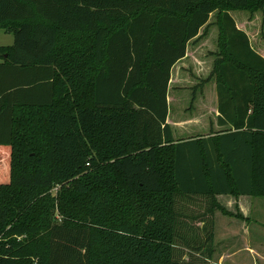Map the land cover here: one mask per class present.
I'll return each mask as SVG.
<instances>
[{"label": "trees", "instance_id": "1", "mask_svg": "<svg viewBox=\"0 0 264 264\" xmlns=\"http://www.w3.org/2000/svg\"><path fill=\"white\" fill-rule=\"evenodd\" d=\"M258 22L264 0H0V264H212L217 198H264ZM215 30L216 123L176 139L174 69Z\"/></svg>", "mask_w": 264, "mask_h": 264}, {"label": "rangeland", "instance_id": "2", "mask_svg": "<svg viewBox=\"0 0 264 264\" xmlns=\"http://www.w3.org/2000/svg\"><path fill=\"white\" fill-rule=\"evenodd\" d=\"M232 15L237 20L240 18H247V17L248 19L250 18V14L248 12H233ZM258 23L259 25L254 26V28H256V31L253 32L251 35L253 46L256 48H257V43L264 44V28L262 27V24L260 22ZM239 27L241 28V25H239ZM214 32L215 33L211 32L208 36H203L204 38H206V40L202 42L193 41L189 45L188 58L182 61L181 63H179L174 69L172 76V83H171L172 85L170 88V97L171 98L178 97L179 100H177L176 102H172L171 103L172 105L170 104L169 118L171 119L170 125L173 127V129H175L176 131L179 130L177 131V136H176L178 139L197 137L203 135V133L208 134L210 131L209 130L210 123L216 121L217 113L216 111L213 110V109H217V98H216L217 93H216L215 83L214 84L210 83L209 85L205 86L203 89L198 88L199 90L197 89L195 94L196 96H198V98H201L200 95H202V97H204V94L208 95V99L206 100L208 107L207 106L202 107V109L197 111V107L194 105L191 109L193 103L197 104V102L199 101L198 99H196L198 101L195 100L196 102H194L195 87H197L203 80L209 77L212 69L213 62L209 59L208 53L215 51L216 49L215 36L217 37V32L216 30ZM13 44H14V36L5 30H0V47L12 46ZM212 97L214 98V100L211 99ZM202 113L204 114L205 117H202V119L204 120H202L203 122L201 125L202 127L205 128H203L201 132L195 131L194 133L191 130L194 124L196 126V122H194V120L200 117ZM199 123L200 122L197 121V125ZM182 129H186L184 134L181 132ZM58 192H59V188H56L53 191V195L55 198L58 197ZM231 198H233V201L234 199H239L234 197ZM248 198L249 201L252 203L251 224L255 222L256 224L262 223L263 227L248 228L247 231L251 232L250 235L245 232L244 228H241V232H243L244 234L242 233L240 236H237L236 238L233 237L234 239L232 240L231 238H227L224 243L222 237H219V240L214 239V245L216 244L217 248H215V255L213 261H215L217 257H219V255H221L224 249L229 248L228 253H231L233 247L241 248L242 243H246V242H250V245L255 247L258 251L259 250L264 251V198H252V197H248ZM196 202H194L195 206L200 205L199 206L201 207L200 210H202L205 207V205L201 203L202 202L201 200ZM198 202L201 204H198ZM190 205H188V208L190 209L187 210L188 214H192L193 212L195 213V206H190ZM220 205L223 208H225V210H227L228 212L229 210L233 212V213L229 212L231 215H224L221 211H217L216 213H220V215L223 216V218L219 216L220 220L226 219L224 217H232L233 219H236L235 221L237 220H239L240 222L247 221V219L240 213L238 205H232L231 207H229V210L226 207L228 205L226 204L224 205L220 204ZM249 206L247 205L246 208L249 209L248 208ZM197 210H199V208H197ZM56 219L58 223H61L62 221L61 216L57 215ZM191 224L193 225V227H195V223H191ZM198 227L199 228L202 227L201 224H198ZM223 227H225V225H223ZM260 232L263 233L262 234L263 241L257 244L258 242L257 237L259 236ZM225 243L228 246V248L222 246ZM244 248L245 247H242L244 252L240 253V256L242 257H244V255L246 256V251L244 250ZM243 253L244 255H242Z\"/></svg>", "mask_w": 264, "mask_h": 264}, {"label": "crops", "instance_id": "3", "mask_svg": "<svg viewBox=\"0 0 264 264\" xmlns=\"http://www.w3.org/2000/svg\"><path fill=\"white\" fill-rule=\"evenodd\" d=\"M198 49H197V51H198ZM261 52L264 56V51H261ZM211 99L214 100L213 97ZM177 100H179L178 97H173V98H171L170 96L168 97L169 105L172 102H176ZM206 100H207L206 97L199 98V102L197 104H195V106L197 107V111L202 109V107L207 106ZM213 110L216 111V113L218 115L217 109H213ZM202 117H205L203 113L201 114L200 117H198L194 120V122H196V126H195V124H194V126H192V128H191L192 132H194V133H195V131L201 132L202 129L205 128V127H202V125H201L203 122L202 120H204V119H202ZM170 120L171 119L168 118L169 124L171 122ZM197 121L200 122L198 125H197ZM213 123H216V121H213ZM182 130H181V132L184 134L186 129H182ZM177 131H179V130H177ZM177 131L174 129L175 137L177 136ZM203 135H207V134L204 133ZM176 139H178V138L176 137ZM217 199H218V202L220 204L228 205V206H226L228 208V210H229V207H231L232 205H238L240 213L247 219V221H244V222H240L239 220L235 221L236 219H233L232 217H224L226 219L220 220V218H219V216H221L220 213H216L214 216L215 239L219 240V237H222L223 238L222 240L224 243L227 238H231V240H232V239L236 238L237 236H240L243 233V232H241V228H244L245 232L250 235L251 232L247 231L248 228L263 227L262 223L256 224V222H255V223L251 224V222H252L251 221V215H252L251 204L252 203L249 201V198L247 196H242L239 199H234V201H233V198H231V196H219ZM247 205L248 206L250 205L248 207L249 209L246 208ZM229 212H232V211L229 210ZM221 217L223 218V216H221ZM228 218H230V219H228ZM223 225H225V227H223ZM220 228H223V229H220ZM262 234L263 233H261V232L259 233V236L257 237V240H258L257 244H259L260 242L263 241ZM216 246L217 245L215 244L214 245L213 258L215 255V248H217ZM222 246L228 248L226 243L223 244ZM242 247H245L244 250L246 251V256L244 255V253L242 254V255H244V257L240 256V253L244 252ZM228 249H224V251L221 253V255H219V257H217V259L215 261H213V258H212V261H213L212 264H264V251H262V250L258 251L255 247L250 245V242L242 243L241 248L240 247H237V248L233 247L231 253H228ZM228 260H230V261H228Z\"/></svg>", "mask_w": 264, "mask_h": 264}]
</instances>
